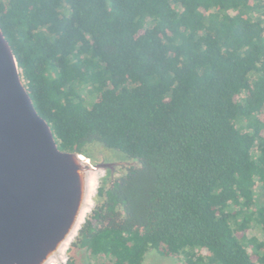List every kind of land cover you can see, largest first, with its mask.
Here are the masks:
<instances>
[{
	"label": "trees",
	"instance_id": "obj_1",
	"mask_svg": "<svg viewBox=\"0 0 264 264\" xmlns=\"http://www.w3.org/2000/svg\"><path fill=\"white\" fill-rule=\"evenodd\" d=\"M0 28L58 149L132 162L67 264H264V0H0Z\"/></svg>",
	"mask_w": 264,
	"mask_h": 264
},
{
	"label": "water",
	"instance_id": "obj_2",
	"mask_svg": "<svg viewBox=\"0 0 264 264\" xmlns=\"http://www.w3.org/2000/svg\"><path fill=\"white\" fill-rule=\"evenodd\" d=\"M0 28V264H67L110 171L63 152Z\"/></svg>",
	"mask_w": 264,
	"mask_h": 264
},
{
	"label": "rangeland",
	"instance_id": "obj_3",
	"mask_svg": "<svg viewBox=\"0 0 264 264\" xmlns=\"http://www.w3.org/2000/svg\"><path fill=\"white\" fill-rule=\"evenodd\" d=\"M84 150L86 154L83 156L90 159L91 162H99L101 159H108L114 162H123L126 160L119 152L107 149L101 145H88ZM251 235H255L257 238L264 241V237L261 235L258 228H253L248 233V236ZM71 254V256L76 259L77 264H87L89 261L98 264L105 261V258L102 256L90 259L85 250L74 249ZM143 264H184V262L179 257H163L155 251H151L144 256Z\"/></svg>",
	"mask_w": 264,
	"mask_h": 264
},
{
	"label": "flooded vegetation",
	"instance_id": "obj_4",
	"mask_svg": "<svg viewBox=\"0 0 264 264\" xmlns=\"http://www.w3.org/2000/svg\"><path fill=\"white\" fill-rule=\"evenodd\" d=\"M130 163L127 164V160L123 162H114L108 159H101L99 162H92L93 165L102 166L110 171V174L106 176L103 182V183H109V185L119 177V174L122 173V169L130 165Z\"/></svg>",
	"mask_w": 264,
	"mask_h": 264
}]
</instances>
